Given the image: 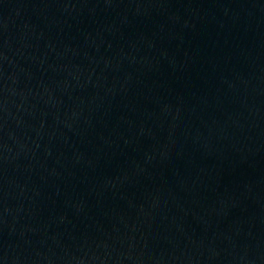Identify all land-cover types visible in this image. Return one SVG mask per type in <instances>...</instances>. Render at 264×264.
I'll list each match as a JSON object with an SVG mask.
<instances>
[{
    "label": "water",
    "instance_id": "obj_1",
    "mask_svg": "<svg viewBox=\"0 0 264 264\" xmlns=\"http://www.w3.org/2000/svg\"><path fill=\"white\" fill-rule=\"evenodd\" d=\"M264 67V0H0V264Z\"/></svg>",
    "mask_w": 264,
    "mask_h": 264
}]
</instances>
